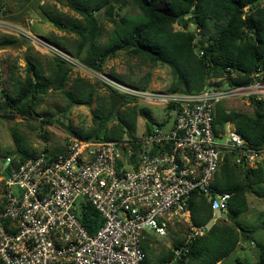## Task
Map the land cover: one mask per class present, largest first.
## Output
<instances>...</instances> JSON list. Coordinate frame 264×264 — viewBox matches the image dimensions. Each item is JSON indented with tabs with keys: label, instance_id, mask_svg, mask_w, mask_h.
<instances>
[{
	"label": "built area",
	"instance_id": "2783aa9c",
	"mask_svg": "<svg viewBox=\"0 0 264 264\" xmlns=\"http://www.w3.org/2000/svg\"><path fill=\"white\" fill-rule=\"evenodd\" d=\"M6 28L0 22V29ZM27 39L65 63H75L39 38L27 34ZM103 82L119 96L166 110L167 121L161 124L171 121L170 126L150 124L149 132L120 142L70 137L62 153H41L15 166L11 155L4 156L0 264H144L145 235L164 238L180 221L189 231L163 264H182V256L208 229L191 222L192 194L207 197L213 222L215 213L224 218L230 195L214 192L212 186L225 154L234 152L235 162L250 168L264 159V150L248 145L234 129L218 137L213 130L218 103L264 98L260 70L249 85L198 93L142 89L107 77ZM131 143L141 148L135 160ZM88 207L103 219L93 235L79 220Z\"/></svg>",
	"mask_w": 264,
	"mask_h": 264
},
{
	"label": "trees",
	"instance_id": "16d2710c",
	"mask_svg": "<svg viewBox=\"0 0 264 264\" xmlns=\"http://www.w3.org/2000/svg\"><path fill=\"white\" fill-rule=\"evenodd\" d=\"M264 0H69V7L82 20H73L69 24L42 13L41 20L50 23L60 31H68L79 37L75 45L74 57L80 64L93 72L102 71V65L119 54L143 59L149 67L168 68L172 82L167 88L170 92L198 93L204 88L240 87L249 85L253 74L260 70L264 73ZM133 5L138 13L120 16V12ZM191 18L195 21L194 30L188 29L191 22L180 23L178 17ZM105 19L113 25L109 39L101 51L97 50L101 36V21ZM212 21L216 30L208 34L207 26ZM179 26L178 30L174 25ZM23 39L4 37L0 40V49L21 47ZM59 46V44H56ZM30 49V46L28 47ZM203 52L200 56L199 53ZM56 67L51 79L43 80L36 64L26 61V73L22 80L14 84V93H0V110L32 117V111L39 97L50 89L62 91L70 106H88L92 93L87 90L82 80H75L72 90L64 91L71 68L54 57ZM150 74L140 80L136 87L146 88ZM209 80H216L209 84ZM218 80V81H217ZM251 113L228 109L227 100L215 107L213 130L216 137L223 134L225 126L232 128L253 148L264 150V98L256 100L249 97ZM135 100L119 96L110 91V106L105 112L93 115V127L85 132H78L67 126L69 133L76 138L92 141L120 142L124 136L135 140L136 122L139 117L147 120L146 132L152 125L146 108L128 106ZM123 108V109H122ZM115 125L108 127L109 122ZM150 123V124H149ZM163 125V124H161ZM159 125V126H161ZM134 160L141 148L131 143ZM124 148L123 150H125ZM56 153H43L58 155ZM22 156L19 160L12 157L14 166L29 157L25 149L19 148ZM213 191L228 193L230 200L225 224L213 239L215 225L211 226L206 241L198 237L189 253L181 258L182 264H264L263 258L254 263L236 260L227 263L226 258L235 251L239 237L250 239L251 231L240 226L236 217L248 210L247 194L254 191L258 197H264V167L257 164L250 168L235 162L234 152H227L214 176ZM189 211L192 224L204 226L212 218V211L207 197L192 194ZM79 220L90 235L103 225V219L91 207L81 213ZM227 222L234 223L227 226ZM238 230L240 233H238ZM207 234V235H208ZM183 240V239H182ZM179 238L171 240L172 246L182 244ZM157 240L145 235L143 249L144 264H163L172 257L170 249H163L156 254L155 261L150 255L155 254Z\"/></svg>",
	"mask_w": 264,
	"mask_h": 264
},
{
	"label": "rangeland",
	"instance_id": "374dc122",
	"mask_svg": "<svg viewBox=\"0 0 264 264\" xmlns=\"http://www.w3.org/2000/svg\"><path fill=\"white\" fill-rule=\"evenodd\" d=\"M69 0H0V22L5 23L8 28L0 29V40L4 37L23 39L26 41L24 46L0 49V93L6 91L14 93V84L24 79L26 73V61L34 62L42 76L43 80L51 79L56 69L54 65V55L46 50L42 44L32 42L27 39V34L39 38L61 52L67 54L75 63L66 65L71 68L64 91L72 90L75 80H82L87 90L92 93L91 103L80 106H70L62 91L50 89L48 93L41 95L37 105L32 111V117H25L7 110H0V162L4 156L11 155L15 160L22 156L18 149H25L29 157H35L46 150L56 153L66 147L67 141L73 137L67 130V126L78 132H85L93 127V115L98 111L105 112L110 106V89L103 82V77L111 78L127 85L135 86L140 84V80L145 75L150 74L149 84L142 89H162L167 90L172 82V77L168 68H151L143 59L119 54L111 60H107L102 65V71L93 72L83 66L74 57L75 45L79 37L68 31H60L53 25L41 20L42 13L48 14L59 20L61 23L69 24L73 20H82L69 5ZM264 6V2L262 3ZM138 10L131 4H128L119 14L120 16L137 14ZM101 36L98 39L97 50L101 51L107 43L113 25L107 20L101 21ZM194 25L188 27L194 30ZM178 30L179 26L174 25ZM215 23L210 21L207 26L208 34L215 33ZM59 44L57 46L56 44ZM30 46V49L28 47ZM212 84L214 80H209ZM138 88V87H137ZM130 107L146 108L151 121L154 125H161L167 121V111L151 105H145L139 101H134ZM228 109L240 112L251 113L249 99L234 100L226 102ZM123 109V108H122ZM146 122L139 117L136 122L133 138L136 139L146 132ZM171 121L165 122L161 128H168ZM115 125V122H109L108 127ZM130 138L124 136L123 140ZM2 184L0 183V206H1ZM248 210L237 216L236 222L251 231L250 239L239 237L235 251L226 258L227 263H233L236 260L254 263L258 258L264 259V197H258L254 191L246 196ZM191 216V211H189ZM216 221L212 218L207 223L208 229L204 231L203 239L206 241L211 226L215 225L213 230V239L217 236L218 229L225 223L219 213H215ZM192 222V220H191ZM213 222V223H212ZM206 225V224H205ZM227 226H233L234 223L227 222ZM188 225L178 222L169 227L164 238L151 237L157 240L156 252L150 255L152 261H155L156 254L164 248L173 247L171 240L179 238L182 240L188 233ZM238 233L240 231L238 230ZM146 234V235H147ZM208 234V235H207ZM251 242L253 243L251 245ZM240 243H246V247L239 246ZM143 245V244H142ZM195 264V263H194ZM219 264V263H218Z\"/></svg>",
	"mask_w": 264,
	"mask_h": 264
},
{
	"label": "water",
	"instance_id": "95a60500",
	"mask_svg": "<svg viewBox=\"0 0 264 264\" xmlns=\"http://www.w3.org/2000/svg\"><path fill=\"white\" fill-rule=\"evenodd\" d=\"M178 20H179L180 23H183L184 21H187V22H191L192 25H195V21H192L191 18H186V19H184L182 15H180V16L178 17ZM149 124H150V123H149Z\"/></svg>",
	"mask_w": 264,
	"mask_h": 264
},
{
	"label": "crops",
	"instance_id": "0c3cea01",
	"mask_svg": "<svg viewBox=\"0 0 264 264\" xmlns=\"http://www.w3.org/2000/svg\"><path fill=\"white\" fill-rule=\"evenodd\" d=\"M216 80H214V82H215ZM228 128H231V129H233L232 128V126L230 125V124H227L226 126H225V130H224V132L226 131V129H228ZM11 156H12V154H11ZM263 167H264V159L262 160V162L260 163ZM2 206V205H1ZM1 206H0V208H1Z\"/></svg>",
	"mask_w": 264,
	"mask_h": 264
}]
</instances>
